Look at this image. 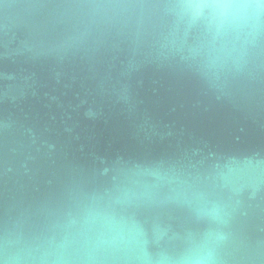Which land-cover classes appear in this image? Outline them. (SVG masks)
I'll list each match as a JSON object with an SVG mask.
<instances>
[{
  "label": "water",
  "instance_id": "95a60500",
  "mask_svg": "<svg viewBox=\"0 0 264 264\" xmlns=\"http://www.w3.org/2000/svg\"><path fill=\"white\" fill-rule=\"evenodd\" d=\"M0 264H264V0H0Z\"/></svg>",
  "mask_w": 264,
  "mask_h": 264
}]
</instances>
